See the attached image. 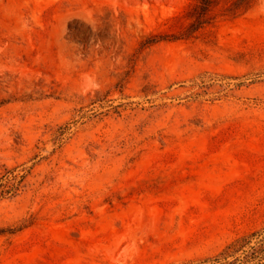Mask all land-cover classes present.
Wrapping results in <instances>:
<instances>
[{"label":"rangeland","instance_id":"obj_1","mask_svg":"<svg viewBox=\"0 0 264 264\" xmlns=\"http://www.w3.org/2000/svg\"><path fill=\"white\" fill-rule=\"evenodd\" d=\"M196 4L0 0V264H218L264 225V0Z\"/></svg>","mask_w":264,"mask_h":264},{"label":"trees","instance_id":"obj_2","mask_svg":"<svg viewBox=\"0 0 264 264\" xmlns=\"http://www.w3.org/2000/svg\"><path fill=\"white\" fill-rule=\"evenodd\" d=\"M239 1L246 4L250 0ZM212 2L213 0H197L196 21L206 15ZM8 172L13 175V179L16 177V174L12 173L13 170H8ZM14 189L16 186L13 182L11 184L0 182V196ZM213 260L218 264H264V225L230 240L214 256Z\"/></svg>","mask_w":264,"mask_h":264}]
</instances>
